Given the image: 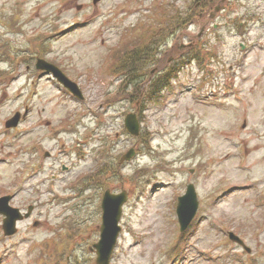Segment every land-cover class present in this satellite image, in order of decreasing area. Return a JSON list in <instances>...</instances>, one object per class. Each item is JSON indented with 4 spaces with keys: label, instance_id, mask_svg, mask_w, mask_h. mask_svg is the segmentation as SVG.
Wrapping results in <instances>:
<instances>
[{
    "label": "rangeland",
    "instance_id": "rangeland-1",
    "mask_svg": "<svg viewBox=\"0 0 264 264\" xmlns=\"http://www.w3.org/2000/svg\"><path fill=\"white\" fill-rule=\"evenodd\" d=\"M193 1L0 0V197L14 194L11 205L22 212L33 207L13 237L3 236L0 217V264H64L69 253L70 264H95L89 247L100 193L74 186L98 167L102 147L111 150L108 161L138 150L111 181V191L124 189L128 198L110 264H264V16L248 21L247 13L257 0H241L242 18L233 23L217 17L203 32V19L181 27L184 43L201 33L204 48L160 92L161 103H140L138 111L108 100L124 82L109 68L127 46L125 30L144 23L147 41V24L163 32L172 10ZM213 24L218 30L208 31ZM158 47L169 58L165 40ZM38 57L62 67L84 100L36 71ZM134 110L142 147L124 132V116ZM25 111L17 128L4 127ZM196 147L203 154L187 155ZM189 183L198 208L180 233L175 207ZM70 217L81 227L76 246L66 239ZM229 231L249 255L228 241Z\"/></svg>",
    "mask_w": 264,
    "mask_h": 264
},
{
    "label": "water",
    "instance_id": "water-1",
    "mask_svg": "<svg viewBox=\"0 0 264 264\" xmlns=\"http://www.w3.org/2000/svg\"><path fill=\"white\" fill-rule=\"evenodd\" d=\"M97 0H94V2ZM36 68L46 73H52L53 76L65 87L67 88L75 97L82 99L81 93L76 84L69 81L62 72L55 66L48 64L44 60H38ZM20 119L19 113H16L13 118H11L6 123V127H16ZM125 127L128 132L134 136L138 135L139 124L135 115H127L125 118ZM134 155L133 150H130L124 157V160H129ZM7 198L0 199V213L6 216L3 223V229L5 235L9 236L16 232L15 224L16 221L21 220L22 216L17 209H11L8 207ZM125 201V193L120 195H111L109 191H106L102 200V226H101V239L94 245L97 253L96 264H108L111 252L116 242V237L119 232V227L117 225L120 217V208ZM197 200L192 185H189L185 196L179 198V204L177 207L178 222L180 225V230L184 231L197 210ZM25 216H28L26 214ZM234 241L241 243L237 237L233 234L229 235Z\"/></svg>",
    "mask_w": 264,
    "mask_h": 264
},
{
    "label": "trees",
    "instance_id": "trees-1",
    "mask_svg": "<svg viewBox=\"0 0 264 264\" xmlns=\"http://www.w3.org/2000/svg\"><path fill=\"white\" fill-rule=\"evenodd\" d=\"M127 46H124L120 49L119 51V68L120 70L124 71L126 74H129L127 71H130V74L133 75V76H136V74L134 72H136L138 69L141 68V66L139 67V64L141 62H139V60L137 59H126L125 58V55H124V51H127L126 49ZM147 51H149L150 49H146ZM177 49H175L173 52H176ZM182 50L179 48L178 51H177V54L180 53ZM120 53H121V56H120ZM144 63H147L146 60L143 61ZM130 79V77H129ZM161 86H165V84H161L159 85L158 83H154L151 85L150 89H149V93L150 94H153L154 93V96L156 95L157 93V90L159 89V87ZM148 94H147V98H148ZM106 172H114V168L113 166H109L108 164H106L105 168L99 170L93 177L96 179V182L97 184L100 186V187H105L108 185L109 183V177L107 176V174H105ZM74 226V225H73ZM73 226L71 225V227H69V229H72Z\"/></svg>",
    "mask_w": 264,
    "mask_h": 264
},
{
    "label": "flooded vegetation",
    "instance_id": "flooded-vegetation-1",
    "mask_svg": "<svg viewBox=\"0 0 264 264\" xmlns=\"http://www.w3.org/2000/svg\"><path fill=\"white\" fill-rule=\"evenodd\" d=\"M218 1H223L224 2V4H223V12H224V10L227 8V7H231L232 5H234V3H235V0H228V3H226V1L227 0H202V2H201V6L198 8L199 9V11H200V13L198 14V17H203V15L205 14V12L208 10V9H210V8H212V5H216L217 3H218ZM227 4V5H226ZM202 11V12H201ZM210 11V10H209ZM221 11V12H222ZM208 17H213V14H210V16H208ZM193 43L195 42V40L194 39H192L191 40ZM14 194L13 195H11V201H10V203L12 202V200H13V198H14Z\"/></svg>",
    "mask_w": 264,
    "mask_h": 264
}]
</instances>
